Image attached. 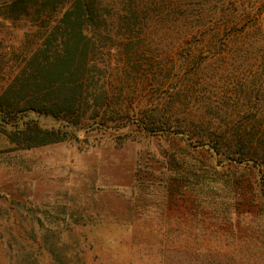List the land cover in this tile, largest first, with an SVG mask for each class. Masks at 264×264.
<instances>
[{
	"label": "rangeland",
	"instance_id": "1",
	"mask_svg": "<svg viewBox=\"0 0 264 264\" xmlns=\"http://www.w3.org/2000/svg\"><path fill=\"white\" fill-rule=\"evenodd\" d=\"M172 1L183 6L152 15L163 24L115 39L114 48L122 53L115 64L132 71L119 75L116 87H125L137 112L158 111L187 124L193 140L229 143L237 132L259 141L264 137V0L163 4ZM3 2L0 91L10 67L22 60L25 34L33 31L25 21L6 20ZM172 20L176 23L169 24ZM29 121L48 129L66 125L35 112L19 116L13 126L0 120V264L264 260V248L244 233L257 221H234L239 240L231 241L229 229L215 225L225 210L222 203L210 205L209 225L187 223L180 211L169 210L167 179L173 172L163 157L170 148L166 134H149L141 122L123 129L69 127L71 138L63 143L22 149L3 130L23 129ZM224 186L216 178L209 188Z\"/></svg>",
	"mask_w": 264,
	"mask_h": 264
},
{
	"label": "trees",
	"instance_id": "2",
	"mask_svg": "<svg viewBox=\"0 0 264 264\" xmlns=\"http://www.w3.org/2000/svg\"><path fill=\"white\" fill-rule=\"evenodd\" d=\"M3 1V17L25 21L33 31L25 34L22 60L10 67L8 80L1 88V122L13 126L19 116L35 112L66 124L48 129L29 121L23 129H4L12 143L22 149L45 147L70 139L69 127L123 129L132 122H141L149 134H166L170 139V148L163 154L166 168L173 172L167 179L169 210L180 211L187 223L209 225L207 221L213 220L210 205L220 202L225 210L216 216L215 225L229 229L227 240H239L233 223L247 217L258 223L244 229L247 239L264 248V137L255 142L235 132L238 138L229 143L193 140L195 133L187 124L172 122L158 111L137 112L125 87L115 85L119 75L132 74L115 64L116 57L122 56L114 48L115 39L161 25L163 19L152 17L156 11L183 5L174 1L163 4L164 0ZM184 19L190 20L188 15ZM178 152L184 156H177ZM216 178L225 184L220 190L209 188ZM156 227L161 231V225ZM201 261L205 264L204 258ZM259 262L264 264L262 259Z\"/></svg>",
	"mask_w": 264,
	"mask_h": 264
}]
</instances>
